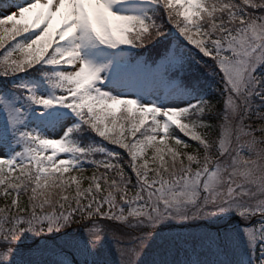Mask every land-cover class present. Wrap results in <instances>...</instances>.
Segmentation results:
<instances>
[{
  "label": "snow or ice",
  "instance_id": "snow-or-ice-1",
  "mask_svg": "<svg viewBox=\"0 0 264 264\" xmlns=\"http://www.w3.org/2000/svg\"><path fill=\"white\" fill-rule=\"evenodd\" d=\"M0 264H264V0H0Z\"/></svg>",
  "mask_w": 264,
  "mask_h": 264
}]
</instances>
